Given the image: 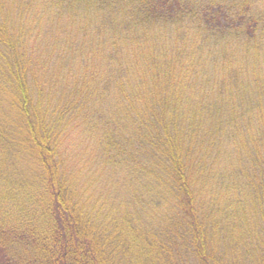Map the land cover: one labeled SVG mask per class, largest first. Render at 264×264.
Segmentation results:
<instances>
[{
  "label": "trees",
  "instance_id": "obj_1",
  "mask_svg": "<svg viewBox=\"0 0 264 264\" xmlns=\"http://www.w3.org/2000/svg\"><path fill=\"white\" fill-rule=\"evenodd\" d=\"M0 264H264V0H0Z\"/></svg>",
  "mask_w": 264,
  "mask_h": 264
}]
</instances>
